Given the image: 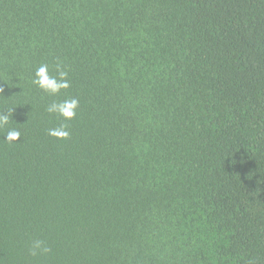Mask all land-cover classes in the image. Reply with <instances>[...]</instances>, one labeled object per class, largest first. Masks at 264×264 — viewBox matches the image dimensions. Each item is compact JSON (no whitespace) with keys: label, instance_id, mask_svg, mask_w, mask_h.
<instances>
[{"label":"trees","instance_id":"trees-1","mask_svg":"<svg viewBox=\"0 0 264 264\" xmlns=\"http://www.w3.org/2000/svg\"><path fill=\"white\" fill-rule=\"evenodd\" d=\"M0 89V264H264V0H0Z\"/></svg>","mask_w":264,"mask_h":264},{"label":"clouds","instance_id":"clouds-1","mask_svg":"<svg viewBox=\"0 0 264 264\" xmlns=\"http://www.w3.org/2000/svg\"><path fill=\"white\" fill-rule=\"evenodd\" d=\"M56 72L58 75H51L48 65L41 64L34 72L32 83L45 93L57 96L61 93V90L68 89L70 84L67 80V72L63 70L59 63L56 65ZM0 91H2V89H0ZM78 106L79 101L75 98H71L65 99L61 102L53 101L46 110L49 114H57L64 118V120H71L76 116ZM13 111L14 108H10L8 110V114L0 113V127L9 123V119ZM48 135L58 139H67L69 137V132L67 131V126L62 124L58 128L49 129ZM20 137L21 133L19 130L10 129L6 133L4 139L8 143H12L18 141ZM38 251L40 253H48L51 249L45 246L43 241H36L32 245L31 254L37 255Z\"/></svg>","mask_w":264,"mask_h":264}]
</instances>
